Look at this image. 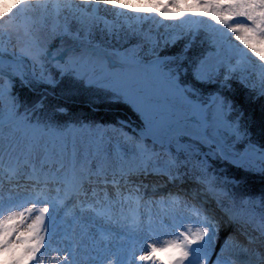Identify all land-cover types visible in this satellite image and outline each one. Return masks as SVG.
Instances as JSON below:
<instances>
[{
	"label": "snow or ice",
	"instance_id": "snow-or-ice-1",
	"mask_svg": "<svg viewBox=\"0 0 264 264\" xmlns=\"http://www.w3.org/2000/svg\"><path fill=\"white\" fill-rule=\"evenodd\" d=\"M0 264H264V0L0 9Z\"/></svg>",
	"mask_w": 264,
	"mask_h": 264
},
{
	"label": "rangeland",
	"instance_id": "rangeland-1",
	"mask_svg": "<svg viewBox=\"0 0 264 264\" xmlns=\"http://www.w3.org/2000/svg\"><path fill=\"white\" fill-rule=\"evenodd\" d=\"M132 3L137 4L138 7H149L155 8L160 6L162 3L166 2V0H131ZM15 3V0H0V9H8ZM154 19H159L157 16H153ZM169 237H162L161 239H168ZM164 254V253H163ZM55 255V254H54ZM166 254H164L165 256Z\"/></svg>",
	"mask_w": 264,
	"mask_h": 264
}]
</instances>
